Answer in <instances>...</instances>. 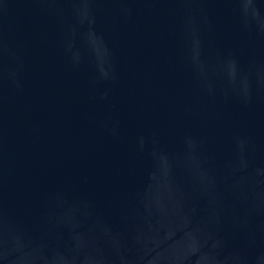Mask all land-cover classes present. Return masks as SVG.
I'll use <instances>...</instances> for the list:
<instances>
[{"label":"water","instance_id":"95a60500","mask_svg":"<svg viewBox=\"0 0 264 264\" xmlns=\"http://www.w3.org/2000/svg\"><path fill=\"white\" fill-rule=\"evenodd\" d=\"M0 264H264V0H0Z\"/></svg>","mask_w":264,"mask_h":264}]
</instances>
